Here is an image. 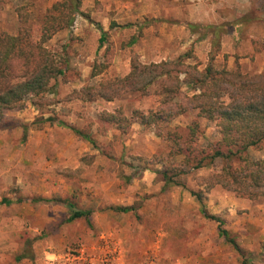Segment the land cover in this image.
I'll use <instances>...</instances> for the list:
<instances>
[{
    "label": "rangeland",
    "instance_id": "obj_1",
    "mask_svg": "<svg viewBox=\"0 0 264 264\" xmlns=\"http://www.w3.org/2000/svg\"><path fill=\"white\" fill-rule=\"evenodd\" d=\"M60 1L0 2V28L16 35L23 20L37 41L47 9ZM82 11L89 19L77 18L71 55L82 79L59 82L54 105L39 107L30 98L25 109L0 120V201H12L0 205V264H52L54 257L63 264L69 259L71 264H242L244 258L264 264V195L253 201L208 187L205 179L220 171V160L187 176L185 187H166L162 158L168 144L139 124L122 134L99 120L104 111L122 109L130 118L134 110L155 109L163 99L158 87L151 88V96L130 94L112 102L70 99L84 86L126 76L133 58L176 60L191 50L197 61L188 63L203 69L213 51L211 37L188 25H221L247 14L252 20L239 34L231 29L223 35L215 65L264 72V0H84ZM114 22L118 26L111 29ZM128 24L133 27L124 28ZM100 28L108 33L102 48ZM141 28L139 42L126 46ZM68 36L61 32L47 45L60 51ZM105 59L108 71L91 78L96 60ZM195 120L196 113L185 114L169 130L184 134ZM199 123L198 145L207 149L219 137L214 123ZM73 127L95 143L82 140ZM248 155L262 159L264 147L251 148ZM202 205L222 222L243 256L219 236L217 220L202 216ZM120 207L134 211L114 210ZM72 210L91 211V226L85 218L67 222Z\"/></svg>",
    "mask_w": 264,
    "mask_h": 264
},
{
    "label": "trees",
    "instance_id": "obj_2",
    "mask_svg": "<svg viewBox=\"0 0 264 264\" xmlns=\"http://www.w3.org/2000/svg\"><path fill=\"white\" fill-rule=\"evenodd\" d=\"M83 1L61 0L47 9L38 29L40 36L37 41L33 40V32L23 24V20L16 35L0 28V120L11 111L25 109L30 98H36L34 105L39 107L52 106L58 102L59 82L68 84L82 79L80 72L71 65V55L75 40L72 29L77 18L89 19L82 11ZM251 20V15L247 14L235 22L221 25H188L194 33L204 30L203 38L211 37L213 51L203 69L199 63H188L197 61L191 50L176 60L143 63L133 58L131 70L126 76L84 86L73 91L70 99L84 103L99 100L112 102L130 94L151 96V88L158 87L160 91L157 96L163 99L155 109L134 110L130 118L122 109L114 113L104 111L99 115V120L122 134H126L134 124H139L162 138L170 149L167 156L162 158V177L166 187L173 184L185 187L187 176L201 169L212 168L220 160V171L209 175L205 184L210 188L220 186L242 198L259 200L264 195V158L252 159L248 152L251 148L264 147V72L243 73L239 68L229 70L215 65L223 35L230 33L231 29L235 30L236 35L239 34L241 25ZM117 26L114 22L111 29ZM131 27L133 24L124 28ZM64 31L69 34L66 44L60 51L51 50L47 43ZM100 32L102 48L108 33L102 28ZM142 35L141 28L126 46L136 45ZM110 65L107 59L102 63L96 60L91 78L106 73ZM189 113H196V120L188 125L184 134L169 130L177 118ZM199 119L214 123L219 137L218 142L207 149L198 145L203 136ZM47 121L53 122L54 119L48 118ZM59 124L67 126L63 121ZM73 131L82 140L95 143L90 135L74 127ZM197 196L203 203L202 195ZM2 204L11 205L12 201L3 199L0 201ZM114 210L125 214L134 211L133 207ZM200 213L206 219L217 220L220 223L219 236L244 255L228 231L221 227L222 222L217 217L209 215L203 205ZM91 214V211L72 210L67 222L85 218L91 226ZM262 255L264 257V246ZM242 264L252 262L244 258Z\"/></svg>",
    "mask_w": 264,
    "mask_h": 264
},
{
    "label": "built area",
    "instance_id": "obj_3",
    "mask_svg": "<svg viewBox=\"0 0 264 264\" xmlns=\"http://www.w3.org/2000/svg\"><path fill=\"white\" fill-rule=\"evenodd\" d=\"M53 261V263L52 264H63V263H61L59 260H58V258H55L54 257V259H52ZM64 264H71V261H70V259L67 261V263H64Z\"/></svg>",
    "mask_w": 264,
    "mask_h": 264
}]
</instances>
